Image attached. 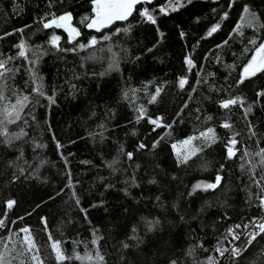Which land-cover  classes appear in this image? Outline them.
<instances>
[{
	"label": "trees",
	"instance_id": "trees-1",
	"mask_svg": "<svg viewBox=\"0 0 264 264\" xmlns=\"http://www.w3.org/2000/svg\"><path fill=\"white\" fill-rule=\"evenodd\" d=\"M93 9L0 0V59L12 70L0 78V119L28 97L7 125L24 134L0 136L6 262L29 264L28 228L45 264H58L56 240L73 257L63 264H101L74 257L97 252L103 264H264V233L238 257L216 251L229 249L228 229L263 212L264 71L243 69L264 42V0H140L99 30L86 26ZM65 13L78 36L44 27Z\"/></svg>",
	"mask_w": 264,
	"mask_h": 264
},
{
	"label": "snow or ice",
	"instance_id": "snow-or-ice-1",
	"mask_svg": "<svg viewBox=\"0 0 264 264\" xmlns=\"http://www.w3.org/2000/svg\"><path fill=\"white\" fill-rule=\"evenodd\" d=\"M94 4V17L91 18L90 22L87 23L88 28H95L99 30L100 28H104L109 24H112L114 21L118 20H126L129 15L132 14L133 9L137 5L140 0H92ZM247 11V9H246ZM145 15H147V12L145 11ZM87 19V18H85ZM149 20H153L152 16H148ZM155 21L153 20V23ZM55 26L56 28H64L68 33L69 36H78L79 31L77 28H75L72 25V16L70 13H65L59 17L53 16L51 20L44 23L45 28H51ZM212 31H216V28H213ZM60 39L58 36H53L52 43L56 44V42ZM107 39V37H105ZM91 44L96 43V39L93 38L90 41ZM21 49H23V44L19 46ZM81 47H84V45H81ZM20 56H25V52L23 50L19 53ZM11 59V58H9ZM7 61L0 59V78L5 77L6 73L12 71L11 69H8L6 67ZM264 71V43H261L256 49H255V55L252 57L251 61L244 67L243 72L245 78L248 76H254L257 72ZM242 82V81H241ZM185 81L182 79L180 81L181 87H183ZM7 87L6 84L0 83V101L7 100L8 97L4 95V89ZM39 91V89H37ZM42 94V93H41ZM28 97L25 96L22 99H18L15 104H7L3 108V118L0 119V136H3L5 139L3 142L5 143H11L13 139H18L20 135H23V130L19 134L16 133H10L8 131L7 125L15 123L17 120H19L20 117V110L24 106V102L27 101ZM155 99V97H153ZM236 100H227L223 102L222 106L224 108H229L230 105L235 104ZM152 123H156V121H152ZM225 127H229V125L225 124ZM209 134L212 133V130H208ZM209 134L201 133L202 136H205L206 139H211L214 141V136H210ZM193 138H189L188 140H185L182 142L183 145H190L191 140ZM237 141L235 139L229 141L230 145H235ZM143 147V145H141ZM173 147H176L175 145ZM229 157L233 156L235 154L233 147H228L227 149ZM193 154H195V151H193ZM129 157H131V153L127 154ZM246 155V154H245ZM258 155H261L264 157V149H261L260 153ZM187 160V156L184 157V161ZM182 161V162H184ZM262 163H264V160H262ZM220 177L217 176L216 183H208L204 185L205 188H215L217 184L220 182ZM262 179H264V176H262ZM258 185L260 184V181H255ZM196 187H201V185H196ZM15 202L12 200L7 201V207L10 209ZM260 203L262 206H264V195L260 197ZM151 224V222H149ZM4 225V221L0 220V227ZM252 226L253 228L258 227L259 232L251 231L248 232L247 235L249 237L247 244L241 248V247H235L231 249V253L233 256H240L244 251L247 250V247L252 244V242L256 239L258 235L261 233H264V222H258L256 219L251 220L249 223L244 224L243 228L248 229L249 226ZM235 229H240L241 225L237 224L234 226ZM151 230V227L150 229ZM21 232L25 233L26 235L20 240V244L23 245V251L30 253L29 256V264H45L44 258L40 255V249L36 245V241L31 235V231L28 228H24L20 230ZM228 233L232 235L234 240H239L241 234L238 232H235L232 228L228 229ZM49 240H52L51 234H49ZM2 242V241H0ZM125 247H128L127 244L124 245ZM5 249L7 250V245H4ZM51 248L55 254V260L58 262V264H63V262L67 259H72L73 257H67L64 253V249L62 247L61 241H53L51 243ZM217 252L220 253L221 256L224 255L228 249L220 248L218 247L216 249ZM74 257L77 260H88L93 261L94 259L101 262L103 264L104 257L97 252L95 256L85 254L84 256H81L79 254L74 253ZM0 264H11V261L6 262V257L4 252H0ZM172 264H176L175 261L172 262ZM209 264H216V261L214 258H209Z\"/></svg>",
	"mask_w": 264,
	"mask_h": 264
},
{
	"label": "built area",
	"instance_id": "built-area-1",
	"mask_svg": "<svg viewBox=\"0 0 264 264\" xmlns=\"http://www.w3.org/2000/svg\"><path fill=\"white\" fill-rule=\"evenodd\" d=\"M262 211H263L262 215H261L260 217L256 218V220H257L258 222H264V206H263V210H262ZM247 223H249V222H245L244 224H247ZM244 224H243V223L240 224V225H241V228L235 230V232L240 233L241 236H240V239H239V240H234V241L232 242L231 247H230V250H231L232 248L239 247V241H240L243 237H244V238H245V237H248V235H247L248 232H251V231L259 232V228H258V227L253 228L251 225L249 226L248 229H244V228H243V225H244Z\"/></svg>",
	"mask_w": 264,
	"mask_h": 264
},
{
	"label": "bare ground",
	"instance_id": "bare-ground-1",
	"mask_svg": "<svg viewBox=\"0 0 264 264\" xmlns=\"http://www.w3.org/2000/svg\"><path fill=\"white\" fill-rule=\"evenodd\" d=\"M263 213V212H262ZM262 213L259 215V216H256V217H254L253 219H256V218H258V217H260L261 215H262ZM252 219V220H253ZM251 220H249V221H246V222H250ZM245 223V222H244ZM233 238V237H232ZM247 238H249V237H243L240 241H239V247H241V244H242V242L245 240V239H247ZM234 241V239H232L231 240V242H230V246H229V252L231 253V250H230V247H231V244H232V242Z\"/></svg>",
	"mask_w": 264,
	"mask_h": 264
},
{
	"label": "rangeland",
	"instance_id": "rangeland-1",
	"mask_svg": "<svg viewBox=\"0 0 264 264\" xmlns=\"http://www.w3.org/2000/svg\"><path fill=\"white\" fill-rule=\"evenodd\" d=\"M72 16V15H71ZM72 24H73V22H72ZM74 26V25H73ZM64 29V28H63ZM65 30V29H64ZM67 32V31H66ZM68 33V32H67ZM69 34V33H68ZM73 37H76V36H71L70 38H73ZM264 43V42H263ZM254 56V55H253ZM179 149V147H177V149L176 150H178Z\"/></svg>",
	"mask_w": 264,
	"mask_h": 264
}]
</instances>
